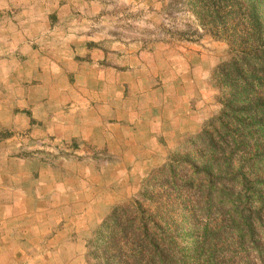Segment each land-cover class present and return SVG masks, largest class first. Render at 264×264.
Segmentation results:
<instances>
[{
    "label": "crops",
    "instance_id": "1",
    "mask_svg": "<svg viewBox=\"0 0 264 264\" xmlns=\"http://www.w3.org/2000/svg\"><path fill=\"white\" fill-rule=\"evenodd\" d=\"M122 2L0 3V147L7 143L10 150L12 142L33 144L49 137L108 157L98 169L79 165L80 183L63 192L56 183L45 189L38 180L19 185L17 192L34 214L39 204L73 214L75 206H94L106 214L131 196L181 139L200 132L205 120L219 112L209 80L214 63L203 51L167 42L155 43L151 52L139 51L109 34L122 16L117 10ZM0 160L12 159L0 151ZM19 160L24 168L32 167ZM44 167H35L40 176H58L56 168ZM4 194L12 196L11 184ZM0 205L18 206L11 198ZM69 217L63 221L74 222Z\"/></svg>",
    "mask_w": 264,
    "mask_h": 264
},
{
    "label": "trees",
    "instance_id": "2",
    "mask_svg": "<svg viewBox=\"0 0 264 264\" xmlns=\"http://www.w3.org/2000/svg\"><path fill=\"white\" fill-rule=\"evenodd\" d=\"M180 1L236 46L213 68L220 111L103 218L86 242L92 264H188L201 255L229 264L227 246L240 264H263L264 13L256 7L264 0Z\"/></svg>",
    "mask_w": 264,
    "mask_h": 264
},
{
    "label": "rangeland",
    "instance_id": "3",
    "mask_svg": "<svg viewBox=\"0 0 264 264\" xmlns=\"http://www.w3.org/2000/svg\"><path fill=\"white\" fill-rule=\"evenodd\" d=\"M122 1V4L118 3L117 6V10L122 16L117 20V27H114L113 32L109 34L116 35L125 44L134 43L140 47L139 51L151 52L157 42H167L174 47L182 46L186 49L189 47L192 50L195 48L196 51L198 49V51H203L204 57L212 59L214 63L209 80L214 85L217 100H219L221 92L212 77L213 68L222 62L229 61L236 46L225 39L212 36L202 28L194 14L180 0ZM2 2L3 0H0V3ZM257 10L258 14H263L264 4L256 7ZM165 30L170 32L166 33ZM180 32H187V35L191 36L182 38L178 35ZM170 33H172L171 37ZM127 50L129 48L125 47L124 51ZM218 103L220 111L221 103L219 101ZM1 134H8L7 130H2ZM8 146L6 143L0 147V151L8 152V156L12 159L0 160V200L11 198L13 203H17L18 206L7 208L0 205V264H92V260L86 255V242L112 208L106 214L101 215V213H97L98 209L94 206H75L73 214L71 210L66 211L59 208L47 211L39 204V210L34 214L31 209L27 208L28 199L20 197V193L17 191L19 185L28 186L32 180H38L40 185H47L45 189H49L48 185L50 187L56 183V187L58 186L61 192L67 187H77L76 183H80L77 178L79 165L93 164L94 168L98 169L107 163V155L95 152L90 147L82 146L75 141L55 142L49 137L33 144L24 140L12 142L10 150H8ZM19 159L27 160L26 162L31 163L32 167L24 168V164L21 165ZM9 162L11 163L10 170L7 168ZM42 164L45 166L44 168L49 167L51 170L56 168L59 172L58 176L46 172L40 176L39 170H36L35 167ZM147 176L141 178L139 187ZM40 179L42 180L40 181ZM89 181H91L90 178ZM8 184H11V197L4 194V187H7ZM139 187L126 200L133 197ZM96 195L98 194L96 193ZM61 199L64 198L61 197ZM93 204H96V201ZM38 212L42 214L41 217ZM68 216L74 222L63 221ZM49 219H54V222L47 223ZM225 248L228 253H233V262L229 264H240V260L237 258L240 252L234 251L229 246ZM225 250H221V254ZM235 253L237 254L235 255ZM188 264L212 263L207 262L206 257L201 255Z\"/></svg>",
    "mask_w": 264,
    "mask_h": 264
}]
</instances>
